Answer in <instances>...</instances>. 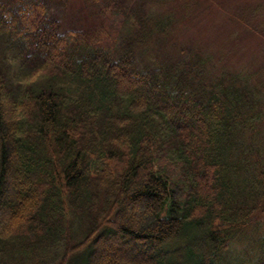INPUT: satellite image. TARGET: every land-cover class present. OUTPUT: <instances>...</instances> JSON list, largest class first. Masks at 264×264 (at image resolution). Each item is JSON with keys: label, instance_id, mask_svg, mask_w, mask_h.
Instances as JSON below:
<instances>
[{"label": "trees", "instance_id": "1", "mask_svg": "<svg viewBox=\"0 0 264 264\" xmlns=\"http://www.w3.org/2000/svg\"><path fill=\"white\" fill-rule=\"evenodd\" d=\"M93 1L109 47L0 0V264H264V63L178 49L199 0Z\"/></svg>", "mask_w": 264, "mask_h": 264}, {"label": "rangeland", "instance_id": "2", "mask_svg": "<svg viewBox=\"0 0 264 264\" xmlns=\"http://www.w3.org/2000/svg\"><path fill=\"white\" fill-rule=\"evenodd\" d=\"M199 2L201 10L190 17L192 22L187 24V28L184 23L181 26L178 35L181 45L178 49L190 47L193 51L215 53L218 48L222 50L231 48V52L224 56H227L233 68L240 71L260 69L264 63V33L259 34L254 27H259L264 17L261 9L258 13H251L255 6L263 5L264 0H247V2L246 0H199ZM242 3H247L245 7L252 16L248 21L249 24L241 22L239 15H234L235 9ZM202 9L203 12L199 15ZM58 17L62 31L75 30L88 42L104 47L111 46L122 29L121 16L112 14L93 0H66V6L62 12H59ZM167 47L172 51L170 53H173L174 50L170 45ZM11 52V49L4 47L3 38L0 37V60L14 75L19 73L15 70L24 66L20 58L16 55L11 56ZM260 73L263 74L264 79V71Z\"/></svg>", "mask_w": 264, "mask_h": 264}]
</instances>
